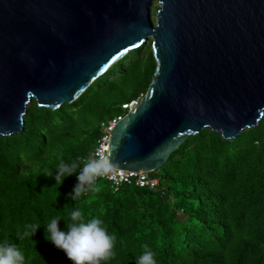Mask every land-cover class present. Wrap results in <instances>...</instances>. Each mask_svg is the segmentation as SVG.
I'll list each match as a JSON object with an SVG mask.
<instances>
[{
  "label": "water",
  "instance_id": "95a60500",
  "mask_svg": "<svg viewBox=\"0 0 264 264\" xmlns=\"http://www.w3.org/2000/svg\"><path fill=\"white\" fill-rule=\"evenodd\" d=\"M148 41L155 72L110 134L115 168L153 173L203 129L234 140L264 120V0H0V136Z\"/></svg>",
  "mask_w": 264,
  "mask_h": 264
},
{
  "label": "trees",
  "instance_id": "16d2710c",
  "mask_svg": "<svg viewBox=\"0 0 264 264\" xmlns=\"http://www.w3.org/2000/svg\"><path fill=\"white\" fill-rule=\"evenodd\" d=\"M154 72L148 41L73 103L50 110L32 101L22 133L0 136V239L16 243L26 264H71L46 242L43 228L31 241L17 234L26 223L43 227L53 216L61 217L63 229L76 207L85 219L99 216L116 235V256L109 264H135L143 245L155 253L157 264H264V120L234 140L208 129L189 136L149 174L158 180L153 190L123 185L115 192L103 180L96 182L98 192L73 202L67 197L75 175L61 185L51 178L60 160L93 151L100 123L142 98ZM164 170L169 182L156 175Z\"/></svg>",
  "mask_w": 264,
  "mask_h": 264
},
{
  "label": "clouds",
  "instance_id": "9594fccd",
  "mask_svg": "<svg viewBox=\"0 0 264 264\" xmlns=\"http://www.w3.org/2000/svg\"><path fill=\"white\" fill-rule=\"evenodd\" d=\"M115 167L106 153L92 151L86 157L78 156L70 162L60 160L51 178L61 185L66 178L75 175L77 182L67 198L76 202L91 192H98L97 180L109 177ZM69 219L70 223H65L63 229L59 227L60 216L51 217L43 227L36 222L26 223L17 234L18 238L31 241L37 230L43 228L46 242L63 252L71 264H109L115 258L117 237L109 233L99 216L85 219L82 209L76 207L70 211ZM142 247L143 252L135 258V264H157L155 253L147 245ZM26 260L25 253L16 243L0 239V264H26Z\"/></svg>",
  "mask_w": 264,
  "mask_h": 264
},
{
  "label": "built area",
  "instance_id": "2783aa9c",
  "mask_svg": "<svg viewBox=\"0 0 264 264\" xmlns=\"http://www.w3.org/2000/svg\"><path fill=\"white\" fill-rule=\"evenodd\" d=\"M141 98L129 102L127 105H122L123 110L126 113L133 111V109L138 105ZM125 114H120L114 116L106 122L100 123L101 134L96 140V145L93 151H99L100 153H106L109 156L108 144L110 139V134L117 125V123L124 117ZM107 181L111 184L113 191H118L123 185H133L138 188H147L153 190L158 185V180L151 177L149 173L126 171L115 168L113 174L109 177L99 178L97 181Z\"/></svg>",
  "mask_w": 264,
  "mask_h": 264
},
{
  "label": "rangeland",
  "instance_id": "374dc122",
  "mask_svg": "<svg viewBox=\"0 0 264 264\" xmlns=\"http://www.w3.org/2000/svg\"><path fill=\"white\" fill-rule=\"evenodd\" d=\"M156 6H157V1H154V7H153L154 10L151 11V19L153 22H155V7ZM124 113H126V112H124ZM164 172H165V170L156 172L157 177H159V176L164 177ZM164 178L169 182V180H170L169 175H166Z\"/></svg>",
  "mask_w": 264,
  "mask_h": 264
}]
</instances>
